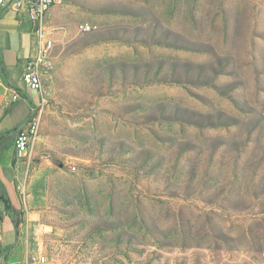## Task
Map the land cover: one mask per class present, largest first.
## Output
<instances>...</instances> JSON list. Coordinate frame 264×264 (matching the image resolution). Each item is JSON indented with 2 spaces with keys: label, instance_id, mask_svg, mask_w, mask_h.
Segmentation results:
<instances>
[{
  "label": "rangeland",
  "instance_id": "374dc122",
  "mask_svg": "<svg viewBox=\"0 0 264 264\" xmlns=\"http://www.w3.org/2000/svg\"><path fill=\"white\" fill-rule=\"evenodd\" d=\"M74 1L88 19L51 38L28 165L96 209L80 226L51 198L37 253L264 264V0ZM110 203L138 252L114 250Z\"/></svg>",
  "mask_w": 264,
  "mask_h": 264
},
{
  "label": "crops",
  "instance_id": "0c3cea01",
  "mask_svg": "<svg viewBox=\"0 0 264 264\" xmlns=\"http://www.w3.org/2000/svg\"><path fill=\"white\" fill-rule=\"evenodd\" d=\"M85 13L69 0H56L47 14L45 25L51 38L66 32L57 25H75L87 20ZM32 24L24 8L0 7V193H6L11 211L0 199V264H27L31 253L40 251V238L46 226L42 219L47 209L44 169L28 171L26 195L21 196L16 181L24 177V166L16 179L13 168L17 129L38 109L40 95L27 89L21 79L26 62L35 49ZM17 94L18 99L13 101ZM18 215L15 225L13 212Z\"/></svg>",
  "mask_w": 264,
  "mask_h": 264
},
{
  "label": "built area",
  "instance_id": "2783aa9c",
  "mask_svg": "<svg viewBox=\"0 0 264 264\" xmlns=\"http://www.w3.org/2000/svg\"><path fill=\"white\" fill-rule=\"evenodd\" d=\"M49 3H56V0H0V7H5L8 4L15 9L24 8L27 12L32 28L36 24L35 30H32V40L35 52L33 56L26 62L23 69L21 79L24 86L40 95L38 107L43 105L44 96L42 90L43 70L48 69L50 63V51L53 46V41L47 33L45 20L49 10ZM94 26H89L86 23L78 25V31H86ZM1 82V79H0ZM13 101L18 99V95L13 96ZM39 116L37 112L31 115L29 119L21 125L16 132L13 152V168L16 179L19 180V173L24 166L25 174L21 181H16L17 190L21 196H25L26 177L29 171L28 158L31 152V147L38 135ZM47 257L42 253H31L28 256L27 264H45Z\"/></svg>",
  "mask_w": 264,
  "mask_h": 264
},
{
  "label": "trees",
  "instance_id": "16d2710c",
  "mask_svg": "<svg viewBox=\"0 0 264 264\" xmlns=\"http://www.w3.org/2000/svg\"><path fill=\"white\" fill-rule=\"evenodd\" d=\"M73 4L75 3L74 0H69ZM56 172V170H54ZM52 181L50 183V174L46 178L45 181V190L48 195V208H51L50 206V200L51 198H55L58 201L62 202L63 205H67L70 209L65 211L66 216L68 219H74L78 222L80 226H88L90 224V219L93 218L95 209H96V201L94 195L85 187H81L79 192L74 197H69L67 194L63 193L60 190H55L53 188ZM0 199L3 201L5 210L11 211V205L9 202V199L4 192L3 189H1L0 193ZM56 209V208H54ZM109 217H110V223L106 225H103L108 230H113L117 233L113 240V247L116 252L124 253L125 255L128 254V252H138V246L134 243V233L130 231V229H126L128 225L124 223V221L120 218V215L115 212L114 206L110 203L109 204ZM13 212V211H12ZM13 221L15 225L19 222V217L17 214L13 212ZM46 224L52 225L50 223H47V221H43ZM127 226V227H126ZM102 227V228H103ZM131 228V227H128ZM122 230H126V233L121 232ZM94 231H99V228H95ZM127 237V239H124ZM91 240L92 245H98V242L95 241V239H92L91 235L87 236L86 240ZM101 248L102 247L101 245Z\"/></svg>",
  "mask_w": 264,
  "mask_h": 264
},
{
  "label": "bare ground",
  "instance_id": "6f19581e",
  "mask_svg": "<svg viewBox=\"0 0 264 264\" xmlns=\"http://www.w3.org/2000/svg\"><path fill=\"white\" fill-rule=\"evenodd\" d=\"M54 4L55 3H49V10L54 6ZM89 26H91V25H89ZM93 28V27H92ZM92 28H89V29H87L86 31H83V32H88V31H90Z\"/></svg>",
  "mask_w": 264,
  "mask_h": 264
},
{
  "label": "water",
  "instance_id": "95a60500",
  "mask_svg": "<svg viewBox=\"0 0 264 264\" xmlns=\"http://www.w3.org/2000/svg\"><path fill=\"white\" fill-rule=\"evenodd\" d=\"M35 28H36V24L34 25L33 30H35ZM15 264H18V263H15Z\"/></svg>",
  "mask_w": 264,
  "mask_h": 264
}]
</instances>
